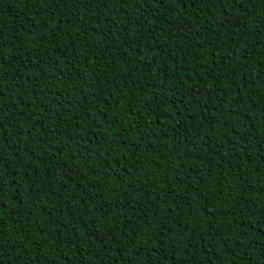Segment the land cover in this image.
Instances as JSON below:
<instances>
[{
	"label": "trees",
	"instance_id": "16d2710c",
	"mask_svg": "<svg viewBox=\"0 0 264 264\" xmlns=\"http://www.w3.org/2000/svg\"><path fill=\"white\" fill-rule=\"evenodd\" d=\"M262 66L264 0H0V260L264 264Z\"/></svg>",
	"mask_w": 264,
	"mask_h": 264
},
{
	"label": "snow or ice",
	"instance_id": "6c2138e0",
	"mask_svg": "<svg viewBox=\"0 0 264 264\" xmlns=\"http://www.w3.org/2000/svg\"><path fill=\"white\" fill-rule=\"evenodd\" d=\"M120 2H123V0H120ZM162 2V0H161ZM176 2L178 4L187 6V4H191L193 3V0H176ZM145 3H147V0H145ZM251 3L254 5L255 4V0H251ZM183 15V13H182ZM169 39H171V37H168ZM264 67V66H262ZM163 83V81H162ZM0 95H2V93H0ZM16 118V115L14 114L12 117H5L4 116V108L2 105H0V151H2V148L4 146V139H5V121L6 120H14ZM52 118V117H50ZM11 126V125H9ZM20 135H23V133H19ZM29 135H31V133H29ZM25 139H27V137H25ZM0 159H2V157H0ZM2 166V165H0ZM2 185H3V179L0 178V192H2ZM0 235H2V233H0ZM0 249H2V244H0ZM0 264H4V261L0 260Z\"/></svg>",
	"mask_w": 264,
	"mask_h": 264
}]
</instances>
